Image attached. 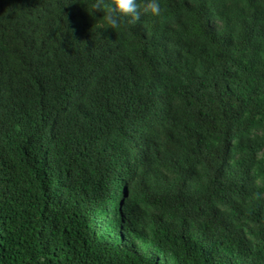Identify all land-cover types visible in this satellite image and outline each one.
Returning a JSON list of instances; mask_svg holds the SVG:
<instances>
[{
	"label": "trees",
	"instance_id": "1",
	"mask_svg": "<svg viewBox=\"0 0 264 264\" xmlns=\"http://www.w3.org/2000/svg\"><path fill=\"white\" fill-rule=\"evenodd\" d=\"M0 0V264H264V0Z\"/></svg>",
	"mask_w": 264,
	"mask_h": 264
},
{
	"label": "clouds",
	"instance_id": "2",
	"mask_svg": "<svg viewBox=\"0 0 264 264\" xmlns=\"http://www.w3.org/2000/svg\"><path fill=\"white\" fill-rule=\"evenodd\" d=\"M92 13L103 12L104 29H118L123 23L135 24L143 15L161 16L164 9L161 0H91Z\"/></svg>",
	"mask_w": 264,
	"mask_h": 264
}]
</instances>
